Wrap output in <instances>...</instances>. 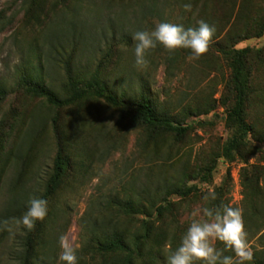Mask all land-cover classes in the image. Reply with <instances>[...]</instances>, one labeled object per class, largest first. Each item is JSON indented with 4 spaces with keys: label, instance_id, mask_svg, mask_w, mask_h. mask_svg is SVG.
I'll list each match as a JSON object with an SVG mask.
<instances>
[{
    "label": "rangeland",
    "instance_id": "obj_1",
    "mask_svg": "<svg viewBox=\"0 0 264 264\" xmlns=\"http://www.w3.org/2000/svg\"><path fill=\"white\" fill-rule=\"evenodd\" d=\"M44 1L43 16L30 21L23 0H0V22L6 23L0 33V79L12 90L0 104V121L5 116L8 121L0 132V209L8 197L10 180L22 173L21 183L33 185L35 190L52 169L59 149L68 159L62 184L41 221L37 264H57L58 238L69 231L80 245L78 264H111L122 254L105 253L100 244L113 232L132 243L143 233L146 220L154 235L135 264H166L165 246L179 244L190 212L206 203L203 196L209 191L216 196L209 206L219 199V205L243 209L248 242L256 254L250 264H258L254 261L264 259V65L253 69L247 92L246 115L255 125L254 132L246 145L227 157L223 148L235 129L227 123L221 99L231 94L226 86L231 66L218 46L210 43L206 54L189 61V50L169 53L158 45L149 52L147 67L135 65L132 33L151 30L160 22L194 27L190 18L197 13L184 11L182 5L187 2L70 0L64 6L63 0ZM153 1L159 13L145 15L144 3ZM230 1L214 0L219 17L230 14L234 5V12L239 9V3ZM240 9L264 17V0L247 1ZM81 30L83 39L77 40L74 48L69 39L74 42L71 34ZM63 32L68 38L59 36ZM53 44L58 48L51 53ZM246 46H264V34L237 45ZM40 59L47 87L61 98L69 94L68 76L72 74L78 82L98 77L117 103L89 94L80 101L52 106L45 97L21 85L22 75L32 77L37 72L30 70ZM143 92L162 114L182 120L188 130L179 135L149 131L138 124L127 105ZM208 105H214L210 112H199ZM34 119L37 133L27 138L26 129ZM210 166L211 178L206 180L204 170ZM255 166L260 176L257 185ZM174 186L183 188L184 193L191 190L183 195L172 192ZM168 191L172 192L167 196L170 202L160 215L151 205L161 204ZM127 201L134 207L127 208ZM144 211H150L151 216ZM13 235L16 233H11V252ZM157 249L160 253L155 254ZM8 259L6 244H2L0 264Z\"/></svg>",
    "mask_w": 264,
    "mask_h": 264
},
{
    "label": "trees",
    "instance_id": "obj_2",
    "mask_svg": "<svg viewBox=\"0 0 264 264\" xmlns=\"http://www.w3.org/2000/svg\"><path fill=\"white\" fill-rule=\"evenodd\" d=\"M69 1L70 0H63L62 3L64 6H67ZM183 1L191 3L193 6L192 11L197 13V16H192V18H190L194 21V27L198 26V23L196 22L197 18H200L210 25L215 26V34L212 37L211 44L215 45L216 47L218 46L219 50L230 62L231 76L226 86L229 93L232 95H223L221 99L223 106H225L227 123L230 127L235 129L234 133L228 139L223 148V155L230 157L236 151H238L241 146L247 144V137L249 134L254 132L255 125L249 123L246 115V105L248 102L247 92L250 86L249 83L253 69L258 65H264V46L260 48H254L250 46L238 48L237 45L246 39L261 37L264 34V17H253L251 13L247 14L246 11L240 9L242 3L250 0H231L234 4L239 3V11L237 10L234 12V5V7H232L233 11H231L230 14L227 13L225 16L223 15L222 17H219V14H217V8L214 4V0ZM44 2V0H23L25 15L30 21L31 19H40V17L43 16L42 12ZM144 4L143 13H146L145 15H148V12L152 15L159 13L157 4L154 1L150 4ZM4 14L5 12L3 11L1 17H3ZM243 16H245V18ZM240 22L243 24V26L241 25V28L239 27ZM220 26L222 27L219 29ZM5 28L6 23H1L0 33ZM60 34V37L67 36L68 38V33L63 32ZM71 35H73L75 39H73L74 42H71L72 40L69 39L70 45H74L73 47L76 48L77 40L79 41L80 39L81 41L83 39V31L81 30L79 34L75 31ZM67 38L63 39V43L66 42L65 39ZM60 43L62 46H64L62 41ZM53 45L54 46H52V48L49 50L51 53L52 49L58 48L56 44ZM34 52L37 53L36 51ZM38 56L41 58L42 55L38 54ZM38 63L39 64H37L36 67H31L33 69L30 70L37 71L33 72L34 76L30 77L26 74L22 75L23 80L21 85L30 92L38 96L45 97L54 107H60L72 102L80 101L89 94L103 96L113 102L117 101L115 96L109 92L107 84H104L98 77H93L78 82L72 74H69L68 76L69 83H67V87L69 86L70 90L67 91L69 94L67 97L61 98L54 90H51L46 85L44 78L45 76L44 74H41L44 73L43 60L40 59V62ZM11 92L12 90L9 88L7 81L0 79V104L6 101ZM127 106L132 111H134L133 119L146 130L173 132L179 135L185 133L188 130V126L182 125V120L178 121L176 118L174 119L172 115L162 114L161 111L157 109V106L154 104L153 100L144 92L140 96L135 97ZM213 108L214 105H208L199 112L208 113ZM54 120L56 121V117ZM36 122L37 119H34L28 125V128L26 129L27 138L35 137L38 128ZM7 123L8 121L5 116L0 121V132ZM54 130L56 136L58 137V128L55 127ZM67 168L68 159L65 156L63 149H59L55 156L52 169L47 173L46 179L43 180L44 182H42L41 186L37 189L34 190L33 185L27 186L26 184L21 183L22 173H20L21 175H18V179L15 178L14 181L10 180L7 187L8 197L0 209V221H3L4 219L11 221V219L14 217H20L25 211H27L28 201L30 198L38 197L45 199L48 205L50 199L60 188ZM253 168V174L257 185L259 183L258 181L260 176L258 174L257 167L255 166ZM204 171L207 172H205L203 178L206 180L210 179L212 166L207 167ZM1 179L2 178L0 177V181ZM172 190V192L183 193L184 195L190 192L191 187L187 188L185 193L182 191L183 188H179L177 186H174ZM172 192L168 191L166 196L161 197V204H152L151 208L153 207V210H156L158 214L162 215L164 209H166L168 206V202H170L167 196ZM133 204L134 203L132 201H127L125 203L127 208H133ZM219 204L220 201L218 199L215 206H218ZM145 206L146 204L144 203V207ZM145 213L151 216L150 211ZM40 225L41 221H36L35 227L31 231L23 228L20 230H14L13 233H16V235H13L15 244L12 252L11 233L6 230L0 231V245L6 244V249L8 250L9 259L7 260L6 264H37L36 259H40L37 255V239L41 230ZM151 226V223L146 220L143 233L139 235L132 243L127 241L126 238L121 235V233L113 232L111 235L109 234L103 243L100 244V250L105 253L122 254L121 259H118L111 264H135L136 257L142 256L143 254V251L146 247L145 243H149L152 235H154V228ZM162 235L164 236L165 234ZM158 253H160L159 249H157L155 254ZM225 254L234 255L230 252H226ZM254 256H256V254H254ZM157 257L158 256H156V259ZM254 263L264 264V259H259L258 261L255 260Z\"/></svg>",
    "mask_w": 264,
    "mask_h": 264
},
{
    "label": "clouds",
    "instance_id": "obj_3",
    "mask_svg": "<svg viewBox=\"0 0 264 264\" xmlns=\"http://www.w3.org/2000/svg\"><path fill=\"white\" fill-rule=\"evenodd\" d=\"M184 11L191 12V3L182 5ZM197 27L185 28L182 24L160 22L155 28L140 29L132 33L134 41L135 65L147 67L149 52L162 46L169 53L178 49L190 51L189 61L198 60L207 53L215 26L204 20L197 22ZM216 196L209 191L203 196L204 205L195 206L190 212V221L180 238L179 244L172 248L165 246L166 264H250L254 253L248 242V234L243 218V209L230 204L209 206ZM47 201L33 197L28 201V208L20 217L0 221V231L27 229L31 231L36 221H43L47 216ZM60 252L57 264H78L80 245L71 231L58 238ZM223 247H217V244ZM226 252L234 255H226Z\"/></svg>",
    "mask_w": 264,
    "mask_h": 264
}]
</instances>
